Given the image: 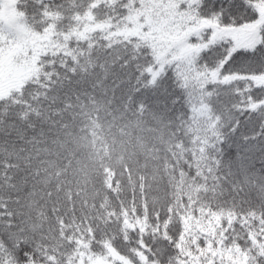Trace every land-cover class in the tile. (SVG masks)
Masks as SVG:
<instances>
[{"label":"trees","instance_id":"obj_1","mask_svg":"<svg viewBox=\"0 0 264 264\" xmlns=\"http://www.w3.org/2000/svg\"><path fill=\"white\" fill-rule=\"evenodd\" d=\"M138 2L19 0L25 24L46 40L20 82L0 92V264H25L9 253L14 240L32 254L29 264H79L87 253L112 264H166L167 255L153 259L156 250L168 253L177 239L170 252L181 253L186 219L210 213L223 218L224 241L258 264L264 108L252 107L264 100L255 87L264 75L214 85L177 72L179 51L131 32ZM165 65L182 91L161 74ZM236 69L260 65L241 59ZM169 93L182 102L165 104ZM145 212L160 213L171 230L133 254L120 233L150 232ZM98 229H106L103 249Z\"/></svg>","mask_w":264,"mask_h":264},{"label":"snow or ice","instance_id":"obj_2","mask_svg":"<svg viewBox=\"0 0 264 264\" xmlns=\"http://www.w3.org/2000/svg\"><path fill=\"white\" fill-rule=\"evenodd\" d=\"M174 15L177 19L172 22L182 33L173 49L180 52L179 59L173 65L177 72H180L181 68H186L189 73L194 71L200 79L208 77L214 85L228 84L231 82L228 79L230 77L250 80L252 76L264 75V0H179ZM241 59L256 61L260 65V71L234 70V66ZM177 65L179 67H176ZM165 69L167 70H162L161 74L165 78L172 79L173 91H182V88H177L180 81L172 75V69L168 65H165ZM255 87L264 89V84L255 85ZM164 90L166 92L167 88L165 87ZM236 94L239 95L240 91L238 90ZM208 95L211 96L212 93L208 92ZM169 96L170 100L165 101V104L171 103L175 106L183 100L182 95L169 93ZM257 106L264 108V100L256 101L252 110L256 111ZM231 131L234 132L235 128ZM261 133L264 134V127ZM247 139L245 137V140ZM220 142L224 143L223 140ZM143 219L146 221V227L151 229L150 232H142L136 228L120 233L121 242L131 246L130 250L133 254L136 248L159 241L161 239L157 234L159 231L171 230L167 219L161 217L158 212L151 217H148L145 212ZM140 220L141 217L136 215L134 222H140ZM98 232L100 235L97 237V246L103 249L102 240L106 229H98ZM146 236H150L151 241L146 240ZM188 239L189 247L193 251H199L207 244L215 242V238L209 240L207 236L197 237L195 243H191V237ZM177 242V239H169L167 241L169 252L165 253L157 249L158 255L153 256V259H161L167 255L166 264H181L179 257L182 254L177 253L173 256L170 252ZM9 253L13 257L19 253L25 264H29L32 255L23 246V241L15 240L12 242ZM183 264H192V262L184 257ZM258 264H264V252L260 253Z\"/></svg>","mask_w":264,"mask_h":264},{"label":"rangeland","instance_id":"obj_3","mask_svg":"<svg viewBox=\"0 0 264 264\" xmlns=\"http://www.w3.org/2000/svg\"><path fill=\"white\" fill-rule=\"evenodd\" d=\"M179 0H139V11L132 23V33L144 32L157 40L162 47L173 50L180 34L179 28L173 24L175 9ZM19 0H0V92L3 93L11 83H19L24 76L26 63L34 62L44 50L45 33L37 34L24 22L23 13L18 9ZM96 28V27H93ZM97 28L101 29V26ZM47 32L53 33L51 27ZM80 35L81 32H72ZM220 213H210L200 217L186 219L179 247L180 261L187 257L192 264H251L247 254L237 246L228 245L224 241ZM199 236L215 238L199 251L189 247ZM87 253L79 264H112V258L93 257Z\"/></svg>","mask_w":264,"mask_h":264}]
</instances>
